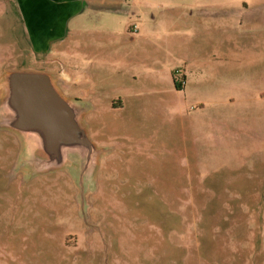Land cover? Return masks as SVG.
I'll list each match as a JSON object with an SVG mask.
<instances>
[{"label":"rangeland","instance_id":"obj_1","mask_svg":"<svg viewBox=\"0 0 264 264\" xmlns=\"http://www.w3.org/2000/svg\"><path fill=\"white\" fill-rule=\"evenodd\" d=\"M141 1L90 22L107 42L88 96L58 83L102 150L82 206L72 166H26L0 128V264H264V0ZM46 60L0 0V100L6 71L58 76Z\"/></svg>","mask_w":264,"mask_h":264},{"label":"water","instance_id":"obj_2","mask_svg":"<svg viewBox=\"0 0 264 264\" xmlns=\"http://www.w3.org/2000/svg\"><path fill=\"white\" fill-rule=\"evenodd\" d=\"M2 88L0 128L18 133L30 146V161L24 164L41 172L72 166L82 206L86 182L102 153L82 121L88 106L65 97L47 72L6 71Z\"/></svg>","mask_w":264,"mask_h":264},{"label":"crops","instance_id":"obj_3","mask_svg":"<svg viewBox=\"0 0 264 264\" xmlns=\"http://www.w3.org/2000/svg\"><path fill=\"white\" fill-rule=\"evenodd\" d=\"M15 1L31 52L45 57L47 63H58L61 66V69L56 67L58 76L56 72H47L54 76L61 93L63 94L58 83L63 88L72 90L73 94L87 96L89 91L98 86L95 73L106 67L102 51L107 42L103 41L106 32L102 31L100 23L91 25L90 22H100L99 15H132L144 5L141 0ZM91 28L99 32L91 40L84 39L83 36L86 37ZM137 34L138 30L136 34L130 31L129 40L134 41V35ZM86 86H89V91ZM67 98L89 105L87 101L77 97Z\"/></svg>","mask_w":264,"mask_h":264},{"label":"built area","instance_id":"obj_4","mask_svg":"<svg viewBox=\"0 0 264 264\" xmlns=\"http://www.w3.org/2000/svg\"><path fill=\"white\" fill-rule=\"evenodd\" d=\"M137 27H136V25H134L133 27H132V30H131V32L133 33V34H136L137 33ZM174 74H175V76H177V81H178V83L181 85V86H183L184 84H185V74H184V71H182L180 68H176L175 70H174ZM178 76H179V78H178Z\"/></svg>","mask_w":264,"mask_h":264},{"label":"trees","instance_id":"obj_5","mask_svg":"<svg viewBox=\"0 0 264 264\" xmlns=\"http://www.w3.org/2000/svg\"><path fill=\"white\" fill-rule=\"evenodd\" d=\"M172 80L174 82L175 87L180 88L181 85L178 83L177 79L174 76L172 77Z\"/></svg>","mask_w":264,"mask_h":264}]
</instances>
